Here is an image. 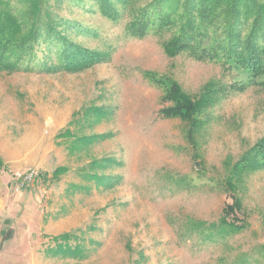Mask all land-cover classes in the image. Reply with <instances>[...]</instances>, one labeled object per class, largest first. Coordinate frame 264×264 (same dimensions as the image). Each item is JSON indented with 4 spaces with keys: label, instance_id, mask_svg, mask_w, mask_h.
Listing matches in <instances>:
<instances>
[{
    "label": "rangeland",
    "instance_id": "374dc122",
    "mask_svg": "<svg viewBox=\"0 0 264 264\" xmlns=\"http://www.w3.org/2000/svg\"><path fill=\"white\" fill-rule=\"evenodd\" d=\"M22 1L8 0L9 11L27 19ZM139 3L125 0L112 19L63 0L61 15L86 25L69 35L94 57L80 70H47L58 63L56 46L44 66L30 62L13 46L26 25L4 33L0 264H264V67L247 74L215 56L218 10L185 24L166 13L139 35L130 25ZM183 29L193 35L180 50ZM172 85L191 100L203 94L193 137L187 121L162 114ZM31 170L34 181L18 187ZM95 173L109 176L99 185ZM236 197L241 208L228 222L242 229L205 236ZM63 233L86 257L47 253Z\"/></svg>",
    "mask_w": 264,
    "mask_h": 264
},
{
    "label": "trees",
    "instance_id": "16d2710c",
    "mask_svg": "<svg viewBox=\"0 0 264 264\" xmlns=\"http://www.w3.org/2000/svg\"><path fill=\"white\" fill-rule=\"evenodd\" d=\"M68 1L70 4H77L88 11L93 10V8L94 12L99 10L103 15L112 19L119 18L122 13L121 8L126 5L125 0H92L93 5L88 4L89 0ZM1 2H4V9L0 11V60L6 58L5 50L7 47L5 46L7 45L4 43V33L8 30L13 32L15 27H25L26 25L27 29L23 38L16 41L13 46L23 54H31L30 62H37L41 67L44 66L45 63H40L39 60L47 58L46 56L51 52L52 46H56L58 63L52 67H47V70H80L94 62L91 50L80 47L69 35L72 34V31L85 29L86 25L78 22L77 19H69L61 15L63 0H53V2L49 0H23L22 3L27 5L29 13L27 19L13 15L9 11L8 0H0ZM215 2H219L220 5L217 6ZM139 4L133 10V18L130 24L132 30L139 35L146 34L151 26L158 28L160 24L163 25L167 21L168 15L166 13H170L169 16L178 15L180 23L185 24L186 19L188 23L191 22L192 18L190 19V17L208 16L209 11L218 10L216 18L222 19L221 22L224 25H221L223 30L215 34L216 39L212 45V48L218 50L215 56H219L223 52L227 57H231L232 61H235V65L243 66L247 74H252L255 70L264 67V46L259 38L264 35V0H140ZM167 8L172 9V11H167ZM1 12L3 16H1ZM250 18L254 19L250 20ZM190 29L192 27L187 30ZM180 34L182 37L180 46L176 48L187 49L188 47L182 45L188 44L186 38L193 34L189 31L184 32V29ZM200 36H204V33ZM37 48L40 49V59L35 54ZM166 50L171 52V47L167 46ZM173 52L171 53L173 54ZM166 92L169 95L166 100H171L172 104L162 109L163 116L178 117L187 121V133L193 137L192 127L197 131L201 129L204 123V120H200L202 114L196 115V105L199 100H202L203 94L198 99L191 100L177 85L167 88ZM95 111L98 115L105 112L103 110ZM64 135H67V132ZM0 162H2L1 158ZM235 168H232L230 173L236 175L243 172L242 168L239 170ZM94 176L96 178L95 183L102 185L103 179L109 175L95 173ZM238 179L240 176L236 177L235 180ZM75 188L73 187L72 190ZM82 188L86 189L85 186ZM235 191H237L236 187L232 185L230 192L235 193ZM241 204L242 202L238 197L231 204H227L224 209V216L218 222L210 224L204 231V235L209 238L224 237L241 230L242 224L233 221L228 222V216L236 215ZM53 239L55 244L46 248L49 255L83 259L88 253L86 247L70 233L60 234ZM72 239L74 240L73 243Z\"/></svg>",
    "mask_w": 264,
    "mask_h": 264
},
{
    "label": "built area",
    "instance_id": "2783aa9c",
    "mask_svg": "<svg viewBox=\"0 0 264 264\" xmlns=\"http://www.w3.org/2000/svg\"><path fill=\"white\" fill-rule=\"evenodd\" d=\"M34 171H28L27 173H25L24 175H22L19 179V185L18 187H25L27 184H29L30 182L34 181Z\"/></svg>",
    "mask_w": 264,
    "mask_h": 264
}]
</instances>
